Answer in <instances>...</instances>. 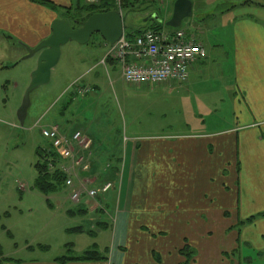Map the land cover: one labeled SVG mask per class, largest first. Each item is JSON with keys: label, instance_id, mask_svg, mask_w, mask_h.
Wrapping results in <instances>:
<instances>
[{"label": "crops", "instance_id": "0c3cea01", "mask_svg": "<svg viewBox=\"0 0 264 264\" xmlns=\"http://www.w3.org/2000/svg\"><path fill=\"white\" fill-rule=\"evenodd\" d=\"M176 1L163 7L170 19ZM189 1L193 15L180 30L206 56L192 65L187 83L159 86L189 94L185 128L124 131L125 142L117 141L119 186L102 201L117 242L107 264H187L186 247L194 253L189 264H250L256 256L264 262V0ZM84 3L0 0V46L16 59L28 55L51 36L54 22L70 23L67 16ZM160 11L146 23L168 22ZM102 163L98 156L93 165L101 177ZM131 245L134 259L125 253Z\"/></svg>", "mask_w": 264, "mask_h": 264}, {"label": "rangeland", "instance_id": "374dc122", "mask_svg": "<svg viewBox=\"0 0 264 264\" xmlns=\"http://www.w3.org/2000/svg\"><path fill=\"white\" fill-rule=\"evenodd\" d=\"M167 2L148 5L149 2L141 1L135 8L121 10L125 33L154 27L156 22L146 21L159 9H163L160 16L170 20L163 8ZM77 15L75 11L67 19L71 23ZM103 44L102 37L94 35L90 44L65 45L51 82L30 94L26 113L21 111L38 57L23 55L16 59L18 54L12 48L0 46V264H59L56 259L81 258L94 251L107 257L117 243L110 208L105 213L96 212L101 207L96 201L87 200L84 202L90 203L94 211L81 214L79 210L84 203L69 200L67 190L45 195L35 188L37 150L50 147V141L42 134L43 127L59 125L67 134L75 131L87 134L95 142L93 165L98 156L102 167L108 157L113 159L109 160L112 164L104 167L106 175L116 166L115 159L120 156L117 141L125 142L124 131L135 136L174 133L185 128L181 115L186 109L185 96L189 94L184 95L181 88L146 90L128 85L119 68L101 63L110 47L108 44V50L104 49ZM92 83L98 88L89 86ZM76 84L85 85L90 92L74 98L70 94ZM70 96L73 102L68 109ZM102 167L99 169L103 170ZM119 174L120 171L115 177H101V172L92 169L82 178L94 182L93 185L112 182L117 190L119 185L114 180ZM99 222L108 227L102 228ZM125 253L134 259V246H127ZM68 264H107V261ZM250 264L264 262L256 256Z\"/></svg>", "mask_w": 264, "mask_h": 264}, {"label": "built area", "instance_id": "2783aa9c", "mask_svg": "<svg viewBox=\"0 0 264 264\" xmlns=\"http://www.w3.org/2000/svg\"><path fill=\"white\" fill-rule=\"evenodd\" d=\"M102 0H86L98 4ZM119 11L122 0H115ZM162 3L168 0H141ZM206 51L194 38H189L183 30L145 29L140 33H124L103 60L106 65L113 60L121 70L122 78L132 87H159L168 83L185 84L190 78L192 65L205 58ZM84 95L90 89L76 84L71 92ZM42 134L50 141V149L61 159L58 169L65 176V187L69 200L82 204L87 200L96 203L105 211L103 200L115 188L112 182L93 185L83 175L93 168V142L82 132L67 134L60 126L43 127ZM52 169L54 167L50 165ZM106 205V204H105Z\"/></svg>", "mask_w": 264, "mask_h": 264}, {"label": "water", "instance_id": "95a60500", "mask_svg": "<svg viewBox=\"0 0 264 264\" xmlns=\"http://www.w3.org/2000/svg\"><path fill=\"white\" fill-rule=\"evenodd\" d=\"M192 15V3L189 0H177L174 4L173 16L165 25L167 28L180 29L184 20ZM123 34L124 21L119 11L94 14L80 29H74L66 21L54 22L51 36L28 53L27 58L38 56V62L37 68L31 75V84L21 112L26 113L30 104V94L51 82L52 72L61 60L62 48L65 45L74 42L84 46L90 43L94 35H100L104 42L113 46Z\"/></svg>", "mask_w": 264, "mask_h": 264}, {"label": "trees", "instance_id": "16d2710c", "mask_svg": "<svg viewBox=\"0 0 264 264\" xmlns=\"http://www.w3.org/2000/svg\"><path fill=\"white\" fill-rule=\"evenodd\" d=\"M140 2H141V0H122V10L135 8L138 4H140ZM147 4L153 5L150 2ZM117 10H119V9L116 6L115 0H102L98 4H89L85 0V3L76 10V12H78L76 19H73L70 24L72 25V27L74 29H80V28H82L83 23L86 22L88 20V18L91 17L92 15L99 14V13H109V12L117 11ZM165 24H166V22L165 23H158L157 22L154 27H150V28L148 27L147 29L173 30L171 28H167ZM140 32L141 31H138L137 33H140ZM114 63H115V61L110 60V61H108L107 64L114 65ZM82 86L86 87L85 85H82ZM70 95L75 98V95H77V93H75L73 91V92H71ZM71 96H70L69 101L67 103L68 109L70 108V106L72 105V102H73V98ZM63 131H66V129L63 128ZM37 157H38V161L35 165V168L37 170L38 176H37V180L35 183V188L45 195H50V194H54V193L56 194L57 192H59L61 190H66V187H65L66 178L63 175V173H61L58 169V165L61 162V159L58 156V154L55 151L51 150L50 147L46 148V149L38 148ZM115 160H116V166H114V167L112 166L108 170L109 171L108 175H106V173H105L106 168H105V170L103 169V173H104L103 177H107V178L115 177V174L120 171V169H119L120 167H118V165L120 164V160L119 159L118 160L115 159ZM51 164L54 167V169H52L50 167ZM102 184H99V185H102ZM89 207H90L89 204L84 202V205L81 206L79 212L81 214H88L91 212ZM95 211L99 212V213H101V212L105 213V211L103 209H97ZM71 213L74 214V212H71ZM98 225L101 226L102 228L108 227V224H106L105 222H99ZM79 230L81 232L83 231V229H79ZM109 251H110V249H108V252ZM187 252H189V254H186ZM181 254L187 255L186 256L187 257V264H189L192 257H189L188 255H193L194 253L190 252L189 247H186L185 249H183L181 251ZM104 261L105 262L108 261V256L102 257L96 251L88 252L85 254V256H83L81 258L65 257V258H60V259L55 260V262H57L59 264H68V263H73V262L97 263V262H104Z\"/></svg>", "mask_w": 264, "mask_h": 264}, {"label": "flooded vegetation", "instance_id": "af4514ba", "mask_svg": "<svg viewBox=\"0 0 264 264\" xmlns=\"http://www.w3.org/2000/svg\"><path fill=\"white\" fill-rule=\"evenodd\" d=\"M146 88H150V87H146Z\"/></svg>", "mask_w": 264, "mask_h": 264}]
</instances>
